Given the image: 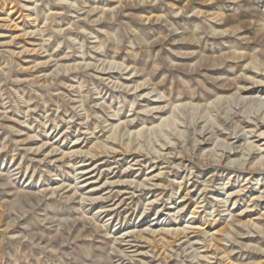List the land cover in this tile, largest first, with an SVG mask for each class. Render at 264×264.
<instances>
[{"label": "rangeland", "instance_id": "374dc122", "mask_svg": "<svg viewBox=\"0 0 264 264\" xmlns=\"http://www.w3.org/2000/svg\"><path fill=\"white\" fill-rule=\"evenodd\" d=\"M260 62L264 0H0V264H264Z\"/></svg>", "mask_w": 264, "mask_h": 264}, {"label": "bare ground", "instance_id": "6f19581e", "mask_svg": "<svg viewBox=\"0 0 264 264\" xmlns=\"http://www.w3.org/2000/svg\"><path fill=\"white\" fill-rule=\"evenodd\" d=\"M221 20L223 19L222 17L220 18ZM229 62H234V60H231V59H227V58H222L218 63H216L214 66V68L215 69H219V68H223V66H226V64H228ZM263 63L264 62H260L258 65L259 66H257V67H255V71H254V73H260L261 74V72L264 70V67H263ZM230 64V63H229ZM242 66V65H241ZM231 67V66H230ZM243 68L245 69V70H247L248 68H247V66L246 65H244L243 66ZM254 68V67H253ZM263 77H264V74H263ZM219 84V83H218ZM220 84H221V82H220ZM252 84H253V86H252V88L253 87H257V86H263L264 85V81H261V80H253L252 81ZM231 85H232V83H231ZM235 88V90H236V93L237 94H243V93H247V91H249V90H251L252 88L250 87V89L249 88H244V87H240V86H236V84H235V86H234ZM216 89H218V90H229L230 89V84L229 85H224L223 83L221 84V85H219V86H217L216 87ZM232 89V88H231ZM253 90V89H252ZM230 91V90H229ZM225 92V91H224ZM263 104V103H262ZM206 106V105H205ZM207 109H211V110H213V106H211V105H207V107H206ZM157 111H159V112H164V110H157ZM235 119V121H238V122H240V123H243L244 122V120L243 119H241V117H240V114L239 113H237V112H235V113H233L232 114V116H231V119H230V121L231 120H234ZM259 119H264V115L263 116H260V118H259V115L258 116H255L254 117V119H253V122H250V124H251V126H253V129L251 130V131H248V132H246V133H244L243 135H244V138H246V139H249V138H251V137H253V136H251V134H255V133H257L258 131H259V129H257V130H255L256 128H259L260 126H263V124H261L260 122H259ZM251 120V119H250ZM219 121V120H218ZM237 122V123H238ZM225 124V123H224ZM227 124H225V126H226ZM238 126V125H237ZM249 126V125H248ZM210 128H212V129H210L211 131H209V133H211L212 134V136H213V134H217V133H219V131L221 130L219 127H217V126H215V125H213L212 127L210 126ZM216 128V129H215ZM243 127H241V128H239V130L238 131H241V130H243L242 129ZM236 130L234 129L233 131H232V133L233 134H235L236 135V132H235ZM237 131V132H238ZM254 131V132H253ZM255 137V136H254ZM257 137H263L264 138V131H260V132H258V134H257ZM235 138H240V136H235ZM98 145V144H97ZM102 145V144H101ZM131 150V149H130ZM135 150V149H134ZM108 152H109V150H107ZM112 152V151H111ZM256 152L257 153H263L264 152V149H261L260 148V146H259V144H252L251 142H249V144H248V146H247V148H246V151H244L243 152V161L245 162L246 160H247V158L248 157H252V156H254V154H256ZM106 153V152H105ZM135 153V152H134ZM231 153H235V150L233 149V148H227V150L225 151V152H223L222 153V155H221V158L222 157H227V156H229V154H231ZM246 156V157H245ZM228 158V157H227ZM260 160H261V166H264V157L263 156H261V158H260ZM232 163V162H231ZM153 167V166H152ZM128 183V182H127ZM129 183H131V182H129ZM262 193H264V191L262 192ZM260 197H263V196H260ZM84 199V198H83ZM102 199V198H101ZM255 199H259V198H255ZM103 200V199H102ZM101 201V200H100ZM192 213H195V208H194V210H193V212ZM190 226H184L182 229H179V228H177V229H174V230H172L171 232V234H172V236L173 237H175V239H177V240H180V239H182V238H186L187 237V228H189ZM169 232V231H168ZM120 244V243H119ZM167 253V252H166ZM165 255H167V254H165ZM168 256V255H167ZM169 259V258H168Z\"/></svg>", "mask_w": 264, "mask_h": 264}]
</instances>
